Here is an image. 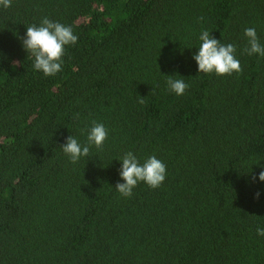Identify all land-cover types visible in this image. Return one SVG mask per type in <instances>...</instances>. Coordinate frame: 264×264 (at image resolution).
Wrapping results in <instances>:
<instances>
[{
    "label": "trees",
    "instance_id": "obj_1",
    "mask_svg": "<svg viewBox=\"0 0 264 264\" xmlns=\"http://www.w3.org/2000/svg\"><path fill=\"white\" fill-rule=\"evenodd\" d=\"M45 17L78 37L53 76L21 40ZM249 27L264 46V0L0 6V264H264V56L244 51ZM204 30L242 71L199 73ZM93 121L108 136L72 163L60 145H86ZM127 152L161 160L162 185L122 196Z\"/></svg>",
    "mask_w": 264,
    "mask_h": 264
},
{
    "label": "clouds",
    "instance_id": "obj_2",
    "mask_svg": "<svg viewBox=\"0 0 264 264\" xmlns=\"http://www.w3.org/2000/svg\"><path fill=\"white\" fill-rule=\"evenodd\" d=\"M0 6L10 7L11 0H0ZM200 19L202 20L203 17ZM244 31L248 38V46L244 51L248 55L264 56V46L260 44L256 30L249 27ZM199 39L202 43L193 57L198 64L199 73L214 72L218 76H223L242 71L240 61L235 56L236 49L233 44H221L220 40L207 30L202 31ZM21 40L25 50L34 57V68L42 71L45 76H53L62 70L65 46L74 45L78 37L73 33L71 26L53 22L45 17L40 26H28ZM167 84L170 91L177 95H183L188 88L183 79H174L172 75H169ZM139 102L143 104L144 99L141 98ZM107 136L108 130L104 124L93 121L91 128L88 129L86 145H81L70 135L60 147L70 157L72 163H77L81 157L89 156L90 146L102 148ZM120 161L122 166L119 169V175L124 182H117L114 188L124 197H131L133 189L139 182H144L155 189L160 187L166 178V165L154 155L141 163L132 152H127ZM259 179L264 181V170L259 173ZM258 196L259 193L257 198ZM257 233L264 236V228H258Z\"/></svg>",
    "mask_w": 264,
    "mask_h": 264
}]
</instances>
